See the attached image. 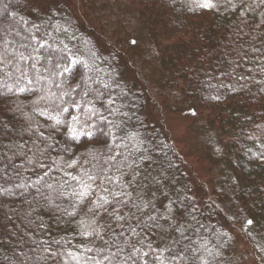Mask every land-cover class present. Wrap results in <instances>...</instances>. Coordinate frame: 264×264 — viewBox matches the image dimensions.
Returning a JSON list of instances; mask_svg holds the SVG:
<instances>
[{"label": "trees", "instance_id": "1", "mask_svg": "<svg viewBox=\"0 0 264 264\" xmlns=\"http://www.w3.org/2000/svg\"><path fill=\"white\" fill-rule=\"evenodd\" d=\"M0 0V264H264V0ZM125 67L134 80L124 77ZM216 143L197 203L146 98ZM214 198V200H213Z\"/></svg>", "mask_w": 264, "mask_h": 264}, {"label": "rangeland", "instance_id": "2", "mask_svg": "<svg viewBox=\"0 0 264 264\" xmlns=\"http://www.w3.org/2000/svg\"><path fill=\"white\" fill-rule=\"evenodd\" d=\"M52 0H25L28 8H34L38 12L43 10ZM60 1L73 14L78 23L88 30L93 40L99 47H106L104 40L96 26L89 19L84 8V0H57ZM124 77L134 80L127 67L123 72ZM27 82L14 83L6 78V72L0 74V97L8 94H18ZM161 99L149 96L145 102V113L153 122L159 124L164 137L168 140L185 165V174L192 188V195L197 203H203L208 198L212 199V183L216 177L214 168L206 157L205 151L209 144L216 143V134L213 131L202 130L200 124L184 115L165 110L161 105ZM214 200V198H213ZM238 215L229 213L226 221L227 230L234 242L233 252L238 258V264H259L251 244L247 243L245 234L240 229L241 222Z\"/></svg>", "mask_w": 264, "mask_h": 264}]
</instances>
